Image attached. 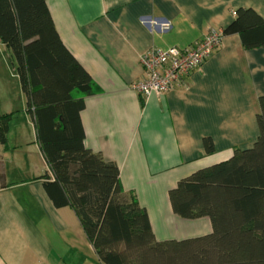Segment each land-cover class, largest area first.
<instances>
[{
  "label": "crops",
  "instance_id": "1",
  "mask_svg": "<svg viewBox=\"0 0 264 264\" xmlns=\"http://www.w3.org/2000/svg\"><path fill=\"white\" fill-rule=\"evenodd\" d=\"M47 6L62 42L96 85L79 113L84 145L117 165L122 190L135 193L158 240L209 232L204 217L191 219L201 223L191 228L179 224L187 219L171 210L168 189L227 159L231 148L252 147L256 100L264 94L263 49H244L236 33L222 35L182 85L140 97L131 84L142 76L145 50L186 47L221 31L240 7L264 19V0H47ZM1 94L0 114H13L0 143V264H100L72 209L55 207L35 180L51 173L26 103L14 108L11 95ZM205 137L214 148L209 154Z\"/></svg>",
  "mask_w": 264,
  "mask_h": 264
},
{
  "label": "trees",
  "instance_id": "2",
  "mask_svg": "<svg viewBox=\"0 0 264 264\" xmlns=\"http://www.w3.org/2000/svg\"><path fill=\"white\" fill-rule=\"evenodd\" d=\"M221 33L238 34L244 49L264 51V19L252 8H238ZM0 43L51 173L35 180L55 207L72 209L100 264H264V94L256 100L252 147H233L227 159L168 189L173 213L207 218L211 230L158 240L135 193L122 190L117 165L84 145L79 113L96 85L62 42L47 0H0ZM12 114H0L2 144ZM203 145L205 153L214 151L209 137Z\"/></svg>",
  "mask_w": 264,
  "mask_h": 264
},
{
  "label": "built area",
  "instance_id": "3",
  "mask_svg": "<svg viewBox=\"0 0 264 264\" xmlns=\"http://www.w3.org/2000/svg\"><path fill=\"white\" fill-rule=\"evenodd\" d=\"M221 37V31L210 30L186 47L170 46L164 50L152 47L145 50L139 56L142 76L131 84V89L140 97H147L151 93H165L182 85L184 79L211 56Z\"/></svg>",
  "mask_w": 264,
  "mask_h": 264
},
{
  "label": "rangeland",
  "instance_id": "4",
  "mask_svg": "<svg viewBox=\"0 0 264 264\" xmlns=\"http://www.w3.org/2000/svg\"><path fill=\"white\" fill-rule=\"evenodd\" d=\"M8 54L9 53L6 51L4 46L0 43V91L8 92L11 95L10 102L14 108H21L23 107V103L25 102V96L20 89L19 81L16 76L15 69L10 63ZM0 96H1L0 107H2L5 104V100H4V95L1 94ZM14 119L16 120L15 123L19 121V118L17 116ZM17 130H18L17 127H16V130H15V127H13V129H10L7 132L8 143L12 141V136L15 137ZM22 133L24 136L25 135L29 136L32 133V131L30 130V126L27 127V130H24ZM0 162L1 164H3V161H0ZM4 165H6L7 168L9 167L8 163L6 162L4 163ZM1 179L3 178H0V182H1ZM181 222L179 224L187 228H191V226H193L192 224H201V223H193V221H190L188 219L186 221H181ZM196 226L197 225H194V228Z\"/></svg>",
  "mask_w": 264,
  "mask_h": 264
}]
</instances>
